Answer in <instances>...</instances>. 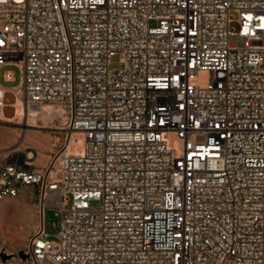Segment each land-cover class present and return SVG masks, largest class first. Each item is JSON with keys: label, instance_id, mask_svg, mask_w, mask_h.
<instances>
[{"label": "built area", "instance_id": "1", "mask_svg": "<svg viewBox=\"0 0 264 264\" xmlns=\"http://www.w3.org/2000/svg\"><path fill=\"white\" fill-rule=\"evenodd\" d=\"M10 64L0 117L68 116L45 166L0 168L40 214L0 264H264V0H0Z\"/></svg>", "mask_w": 264, "mask_h": 264}, {"label": "rangeland", "instance_id": "2", "mask_svg": "<svg viewBox=\"0 0 264 264\" xmlns=\"http://www.w3.org/2000/svg\"><path fill=\"white\" fill-rule=\"evenodd\" d=\"M233 27L238 30L240 26L235 22ZM111 66L119 68L123 66V63L119 61L118 56H115ZM6 69L15 72L13 81L3 78L2 75ZM22 75V68L18 64L4 65L0 68V82L9 89L6 93L7 102L15 100L13 89L21 84ZM16 106L15 117L12 118L14 107L11 106L5 108V114L9 118L0 117V168L11 157L32 161L35 167H43L59 145L62 139V129L28 126L26 125L28 116L24 114L20 118V109L17 104ZM92 204L98 205V202L93 201ZM48 214L53 216L54 210H49ZM39 223V196L36 189L22 187L18 195L5 196L0 199V248L15 251L25 247ZM50 229L52 233H56L55 228ZM51 239L57 240V237L52 235ZM13 264L34 263L14 261Z\"/></svg>", "mask_w": 264, "mask_h": 264}, {"label": "bare ground", "instance_id": "3", "mask_svg": "<svg viewBox=\"0 0 264 264\" xmlns=\"http://www.w3.org/2000/svg\"><path fill=\"white\" fill-rule=\"evenodd\" d=\"M16 104L18 105V109H20V118L24 114L28 116V121L26 123L28 126H47L49 128L56 129H62L65 126V120L67 119L68 112L62 105L42 103H30L25 105L20 97ZM39 121H41V123H39Z\"/></svg>", "mask_w": 264, "mask_h": 264}, {"label": "water", "instance_id": "4", "mask_svg": "<svg viewBox=\"0 0 264 264\" xmlns=\"http://www.w3.org/2000/svg\"><path fill=\"white\" fill-rule=\"evenodd\" d=\"M19 254L23 259H27L29 257V255L22 250L19 251ZM1 257L3 260H7L8 258H10V255H7L6 253H2Z\"/></svg>", "mask_w": 264, "mask_h": 264}, {"label": "crops", "instance_id": "5", "mask_svg": "<svg viewBox=\"0 0 264 264\" xmlns=\"http://www.w3.org/2000/svg\"><path fill=\"white\" fill-rule=\"evenodd\" d=\"M1 83V82H0ZM2 84V83H1ZM3 85V84H2ZM4 86V85H3Z\"/></svg>", "mask_w": 264, "mask_h": 264}]
</instances>
